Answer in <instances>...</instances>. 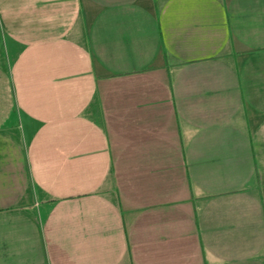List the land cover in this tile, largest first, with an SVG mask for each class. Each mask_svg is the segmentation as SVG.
<instances>
[{
    "label": "crops",
    "instance_id": "obj_1",
    "mask_svg": "<svg viewBox=\"0 0 264 264\" xmlns=\"http://www.w3.org/2000/svg\"><path fill=\"white\" fill-rule=\"evenodd\" d=\"M0 264H264V0H0Z\"/></svg>",
    "mask_w": 264,
    "mask_h": 264
}]
</instances>
